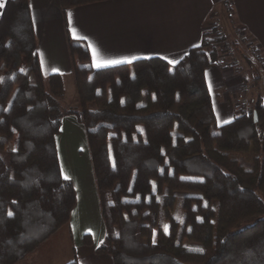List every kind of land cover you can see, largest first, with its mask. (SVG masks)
Masks as SVG:
<instances>
[{
	"label": "trees",
	"instance_id": "obj_1",
	"mask_svg": "<svg viewBox=\"0 0 264 264\" xmlns=\"http://www.w3.org/2000/svg\"><path fill=\"white\" fill-rule=\"evenodd\" d=\"M101 1L60 0L63 10ZM220 31L203 33L173 66L150 58L96 70L88 47L71 42L77 104L65 109L63 76L41 71L29 0H8L0 18V264L23 262L70 222L77 196L57 151L69 116L85 127L101 197L99 255L114 264H264V100L217 124L205 73L222 63Z\"/></svg>",
	"mask_w": 264,
	"mask_h": 264
},
{
	"label": "crops",
	"instance_id": "obj_2",
	"mask_svg": "<svg viewBox=\"0 0 264 264\" xmlns=\"http://www.w3.org/2000/svg\"><path fill=\"white\" fill-rule=\"evenodd\" d=\"M0 2L5 7L8 0ZM29 7L42 74L63 76L65 108L77 104L71 42L88 47L96 70L150 58L179 63L201 44L203 33L218 26L232 42L243 34L248 44L239 46L250 62L254 63L249 44L264 60V0H105L67 10L62 9L60 0H29ZM107 61L122 62L96 67ZM239 67L242 72L219 65L205 73L219 126L225 125V120L233 121L235 94L250 84L249 73L243 74L246 65ZM70 88L75 90L72 102L67 100ZM57 151L62 176L73 183L77 196L67 225L77 247L76 260L79 264H114L109 254L97 253L106 240L107 229L86 130L73 116L63 119ZM84 233L93 236V247L81 243Z\"/></svg>",
	"mask_w": 264,
	"mask_h": 264
},
{
	"label": "rangeland",
	"instance_id": "obj_3",
	"mask_svg": "<svg viewBox=\"0 0 264 264\" xmlns=\"http://www.w3.org/2000/svg\"><path fill=\"white\" fill-rule=\"evenodd\" d=\"M236 38L237 39L233 42L232 40H227L226 45L222 46L221 48V60H224H222V66L233 67L237 72H242L239 65L242 64L244 67L246 65L243 74L245 72H247V74L249 73L248 77L250 84L243 88L241 91L242 93L239 92L235 94L237 99L234 103L235 116L241 112H249L252 109L254 100L257 98L264 100V60L261 58V55L258 52L256 55L252 54L256 52V50L255 48L251 47V44H249L248 47L251 48L252 51L250 52L251 54H249L250 57L253 58L254 63L250 62V60H248L245 55L246 53L242 51L239 46L241 45L240 43H245V45L248 44V40L239 38L238 36ZM248 47L247 49H249ZM256 78L260 79L257 85L255 84ZM74 94L75 90L73 91V89L70 88L68 90L67 100L72 102L73 100L71 99L74 97ZM65 104L66 102L63 103V106ZM240 157L244 165L246 167H250L248 154L241 155ZM177 212L179 213V208L177 209ZM81 243L87 247H93L94 238L90 233H84L81 238ZM77 257V247L72 240L68 226H64L47 242H45L36 252L31 254L26 260L19 264H68L71 261L76 260Z\"/></svg>",
	"mask_w": 264,
	"mask_h": 264
},
{
	"label": "snow or ice",
	"instance_id": "obj_4",
	"mask_svg": "<svg viewBox=\"0 0 264 264\" xmlns=\"http://www.w3.org/2000/svg\"><path fill=\"white\" fill-rule=\"evenodd\" d=\"M4 7V3L3 2H0V8H3ZM122 61H107V62H105V63H103V64H101V63H97L96 64V67L97 68H100V67H107L109 64H117V63H121ZM169 63H178V61H169ZM210 90H211V84H210ZM219 118V117H218ZM224 123L225 124H227V123H230V121H228V120H225L224 121ZM115 166V165H114ZM65 178L66 179H68V177L67 176H65ZM10 215H11V213H10ZM167 230V229H166ZM200 251H203V249H201Z\"/></svg>",
	"mask_w": 264,
	"mask_h": 264
},
{
	"label": "built area",
	"instance_id": "obj_5",
	"mask_svg": "<svg viewBox=\"0 0 264 264\" xmlns=\"http://www.w3.org/2000/svg\"><path fill=\"white\" fill-rule=\"evenodd\" d=\"M238 37L244 39V36H243L242 33H239V34H238Z\"/></svg>",
	"mask_w": 264,
	"mask_h": 264
},
{
	"label": "water",
	"instance_id": "obj_6",
	"mask_svg": "<svg viewBox=\"0 0 264 264\" xmlns=\"http://www.w3.org/2000/svg\"><path fill=\"white\" fill-rule=\"evenodd\" d=\"M255 120H257V116H256V114H255Z\"/></svg>",
	"mask_w": 264,
	"mask_h": 264
}]
</instances>
